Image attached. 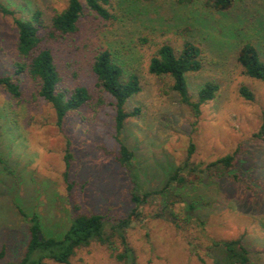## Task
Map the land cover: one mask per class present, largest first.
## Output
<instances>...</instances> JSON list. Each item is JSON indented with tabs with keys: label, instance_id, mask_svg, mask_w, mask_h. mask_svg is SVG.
<instances>
[{
	"label": "rangeland",
	"instance_id": "374dc122",
	"mask_svg": "<svg viewBox=\"0 0 264 264\" xmlns=\"http://www.w3.org/2000/svg\"><path fill=\"white\" fill-rule=\"evenodd\" d=\"M0 3L19 19L30 20L40 10L47 21L67 0ZM111 3L116 21H104L85 9L74 34L43 42L54 55L59 88L69 92L84 86L92 96L88 105L66 116L61 128L28 76L18 77L19 99L0 89V251L6 250L0 264L19 261L26 249L28 223L18 208L36 214L47 237H60L78 214L117 223L133 208L131 192L160 189L191 146L193 166L204 167L236 152L235 165L222 178L202 177L177 189L183 203L194 205L189 223L176 227L154 219V207L146 206L144 219L126 231L133 264H212L207 256L211 241L238 238L250 252V264H264V136H255L262 124L264 83L244 75L236 60L240 46L250 42L264 62V0H237L225 12L208 9L203 0L183 6L175 0ZM16 38L12 18L0 15V76L14 70ZM184 41L201 52V69L185 76L192 100L205 83L219 86L198 116L180 102L170 79L148 72L160 45L178 51ZM107 48L124 77L136 75L141 86L125 105L126 111L139 108V115L126 121L121 134L134 154V177L114 160L118 146L112 99L94 87L91 73L94 56ZM241 88L253 99L241 96ZM67 152L71 160L66 169ZM70 264L123 263L94 245L79 251Z\"/></svg>",
	"mask_w": 264,
	"mask_h": 264
},
{
	"label": "trees",
	"instance_id": "16d2710c",
	"mask_svg": "<svg viewBox=\"0 0 264 264\" xmlns=\"http://www.w3.org/2000/svg\"><path fill=\"white\" fill-rule=\"evenodd\" d=\"M203 1L208 9L225 12L237 0ZM175 2L183 6L194 4L195 0H175ZM110 7H112L111 0H67L66 7L46 21L40 10L33 11L30 20H22L16 17L14 10L0 3V15L12 18L17 36L14 70L8 75L0 76V89L12 99H19L21 92L18 77L21 74L28 76L38 86V96L53 109L56 126L61 128L66 116L88 105L92 96L84 86L75 87L69 92L59 88L62 79L54 55L43 42L45 39L55 40L74 34L85 9L104 21H116L118 16L110 13ZM200 54V49L190 41H184L178 51L169 44H162L157 48L148 66L150 74L171 80V90L182 104L191 108L195 116L200 114L201 106L215 98L219 88L217 84L207 82L199 88L196 99L192 100L185 76L197 73L201 69ZM236 60L244 75L264 83V62L254 45L250 42L242 44L238 49ZM91 73L95 78L94 87L112 99L115 112L114 139L118 146L114 160L119 166L128 170L129 176L134 177L130 172L134 165V154L122 141L121 134L126 121L138 117L140 112L139 108L125 110L126 103L141 91L139 79L134 74L124 77L119 61L109 48L96 53L91 64ZM240 94L246 100L253 99V95L246 88H241ZM255 136L257 138L264 136V112L260 131ZM192 151L193 146L187 158L166 178L160 189L141 194L131 192L130 200L133 208L117 223H110L97 214H78L70 221L68 228L60 237H47L40 229L39 217L36 214H27L18 208L20 216L28 223V242L24 255L19 261L3 264H45V261L70 264L71 259L79 251L88 250L94 245L107 250L117 262L133 264L135 256L126 241V231L132 224L144 219L143 210L146 206L154 207L151 215L154 219H161L176 227L189 223L192 220L194 205L183 203L177 189L188 183H198L202 177L222 178L228 175L235 165L236 152L217 158L204 167L193 166L189 161ZM70 160L71 155L67 152L64 156L66 169L70 165ZM63 177L66 180V171ZM178 205L180 208L177 210ZM118 246L121 247V252H118ZM5 254V248H2L0 263ZM207 256L211 258L212 264H250L251 262L250 252L241 238L211 241L207 248Z\"/></svg>",
	"mask_w": 264,
	"mask_h": 264
}]
</instances>
